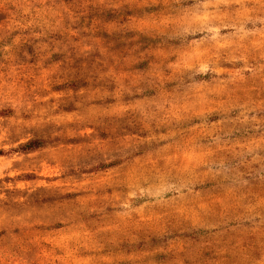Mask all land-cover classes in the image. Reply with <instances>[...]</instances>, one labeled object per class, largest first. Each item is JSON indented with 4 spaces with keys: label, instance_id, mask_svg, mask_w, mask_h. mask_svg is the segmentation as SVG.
Returning <instances> with one entry per match:
<instances>
[{
    "label": "rangeland",
    "instance_id": "rangeland-1",
    "mask_svg": "<svg viewBox=\"0 0 264 264\" xmlns=\"http://www.w3.org/2000/svg\"><path fill=\"white\" fill-rule=\"evenodd\" d=\"M29 5L40 7H0V65L10 63L3 45L20 36L8 67L24 94L17 109L0 97V156L17 172L0 180V218H29L18 233L29 264H254L264 255V0H160V12L144 0H47L60 16L9 31L32 18ZM28 141L40 144L23 149ZM124 143L180 155L170 178L191 191L122 223L126 192L102 189L110 173L98 165Z\"/></svg>",
    "mask_w": 264,
    "mask_h": 264
},
{
    "label": "clouds",
    "instance_id": "clouds-1",
    "mask_svg": "<svg viewBox=\"0 0 264 264\" xmlns=\"http://www.w3.org/2000/svg\"><path fill=\"white\" fill-rule=\"evenodd\" d=\"M166 2L167 0H165ZM218 2L227 3L228 0H218ZM12 3H14V0H0V7L7 8ZM37 3L40 7L29 5L24 9V12L32 18L26 23L10 25L9 31H13L15 27L28 28L34 23L41 21L43 24H48L51 18L61 15L59 9H52L46 6L47 0H37ZM144 4L149 11H161L159 7L160 0H151V5H157L155 9L148 5V0H144ZM61 7L71 15L66 6L62 5ZM155 22L163 26L170 21L167 14H163L156 17ZM20 42L21 37L16 36L11 40V43L3 45V51L6 53L5 60L10 61L8 65L15 64L13 49ZM8 65H0V69L6 68L5 71H0V97L4 98L12 109H17L23 102L24 94L19 91V85L13 83V81L18 80L16 69H10ZM201 71L207 72L208 70L202 69ZM128 110L125 107L113 112L104 111L101 115L123 116ZM141 111H143L142 108ZM3 139V135H0V140ZM4 151H8V146H4ZM180 159V155L173 154L145 156L139 151H133L131 143H124L120 151L113 150L110 153H102L98 168L107 170L110 174L103 180L101 188L109 193L120 189L126 192V195L117 200L119 209L117 215L122 223L127 225L129 222H135L136 218L140 217L142 213L146 215V210L149 208L163 212L170 199H175V197L168 195L170 192L174 191L177 195H183L185 190L191 191L187 183H178L170 178L171 171L180 163ZM160 160L164 161L163 167H157ZM13 163V159H6L4 156H0V180H3L6 175L8 177L17 175V172L13 170ZM6 187L8 189L20 188L23 190L25 186L8 184ZM6 198V193L0 191V200ZM30 226L31 222L27 216H16L11 218V220L0 218V227H6L5 235L9 238L7 243H0V264H29L28 259H26L27 246L23 243L18 233L22 228H30ZM254 264H264V255L256 257Z\"/></svg>",
    "mask_w": 264,
    "mask_h": 264
},
{
    "label": "trees",
    "instance_id": "trees-1",
    "mask_svg": "<svg viewBox=\"0 0 264 264\" xmlns=\"http://www.w3.org/2000/svg\"><path fill=\"white\" fill-rule=\"evenodd\" d=\"M40 144L39 141H28L25 144L22 145L23 149H30L33 147H37Z\"/></svg>",
    "mask_w": 264,
    "mask_h": 264
}]
</instances>
